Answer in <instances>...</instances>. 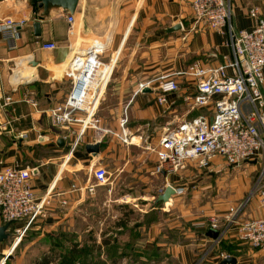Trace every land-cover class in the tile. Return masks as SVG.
I'll list each match as a JSON object with an SVG mask.
<instances>
[{
    "label": "crops",
    "instance_id": "0c3cea01",
    "mask_svg": "<svg viewBox=\"0 0 264 264\" xmlns=\"http://www.w3.org/2000/svg\"><path fill=\"white\" fill-rule=\"evenodd\" d=\"M229 3L230 23L236 30L254 26L256 19L249 14L252 8L264 18V0H229ZM33 12V8L24 0H0V18L10 16L28 19L19 29L15 48H9L0 32V169L4 166H36L37 171L31 180L32 187L37 196L49 192L50 198L44 213L30 226L24 237L16 238L14 242V230L21 228L22 223H12L8 235L12 239L7 240V237L0 242V264H42V258L46 255L49 259L46 264H54L59 258L57 252L63 249V245H51L47 236L78 235L75 229L70 228L76 215V206L86 205L90 196L97 195L96 199H99L105 188L111 191L112 186H105L107 180L99 184L93 175L96 165L106 169L108 158L113 162L116 183L124 180L122 177L130 172L142 169L146 174L149 173V182L145 184L143 193L135 195L131 191L122 196L135 200L132 205L145 208L150 206L149 209L138 208L142 213L153 210L156 214H161L148 225L137 227L141 229V240L132 250L139 254V258L133 260L128 257L124 264H166L165 259H147L152 249L156 252H151L152 255L164 253L172 264H218L221 259L209 249H212L214 241L210 228L204 237L197 234L195 226L191 227L190 224L183 230V226L178 225L180 223L170 224L169 218L162 216L166 212L164 203L154 207L156 196L165 188L167 175H159L160 182L150 178V175L159 178L153 172L156 154L153 151L149 155L146 151L138 152L136 146H140V143L157 146L165 129L172 128L183 120L198 115L212 119V105L192 107L191 97L196 91L195 84L190 77L180 72L192 62L203 65L222 63L223 56L231 54L227 29L217 30L204 22H197L191 0H79L73 13L74 33L70 36L67 35V11L52 9L49 16L41 22L38 37L34 35L33 23L37 19H34ZM74 35L77 40L83 41L78 45L80 49L86 48L95 39L105 42L100 54L101 61L105 64L110 61L115 64L118 61V65L112 78L114 85L111 84L110 90L113 96L108 98L107 94L105 103H102L107 111L102 116H97L99 123L110 133L99 141L98 154L92 155L86 151L85 144L98 142V137L94 130L88 128L80 137L78 148L65 168L59 161L68 151L80 123L75 121L66 127L54 126L50 121L49 110L62 102L69 91L68 79L67 85H60L59 79L66 78L60 66L70 51L68 45L73 46ZM60 38L64 39L69 51L59 47ZM46 41H54L58 48L43 49L41 44ZM45 51L48 52L47 55ZM32 60H36L37 65H31ZM15 62L16 67L4 82V69ZM41 69H44L42 78ZM164 75L175 78L179 89L167 95L165 104H159L156 101L159 94L157 84ZM110 80L111 77L105 90ZM139 83H148V86L139 92ZM262 91L264 93V83ZM28 98L35 100L36 105L27 102ZM103 99L104 96L101 100ZM77 115L81 116L79 113ZM124 117L126 122L122 126ZM123 131L128 137L139 139L140 143L122 142L119 136ZM59 138L64 140L62 145L57 143ZM90 185H94L92 192L87 189ZM176 195L168 205L171 201L175 203ZM252 199L245 211L239 214L237 221L230 224L219 238L232 247L233 254H226L236 258L235 264H264L257 262L264 256V251L252 248L239 239L238 225L242 220L264 215V207L259 205L257 196ZM237 203L231 202L228 208ZM191 221L187 223L194 224ZM117 229L119 231L121 227L117 226ZM125 232L129 238V231ZM207 243L210 244L204 250ZM64 246L70 247L67 241ZM215 246L220 249L219 244ZM102 248L104 247H101L100 259L105 258L103 264H112L104 256ZM50 253L57 254L53 258L49 256ZM4 254L8 255L4 258ZM81 261L77 259L74 264H81ZM87 264L102 263L92 261Z\"/></svg>",
    "mask_w": 264,
    "mask_h": 264
},
{
    "label": "built area",
    "instance_id": "2783aa9c",
    "mask_svg": "<svg viewBox=\"0 0 264 264\" xmlns=\"http://www.w3.org/2000/svg\"><path fill=\"white\" fill-rule=\"evenodd\" d=\"M191 7L197 22H204L217 30L227 29L231 54L224 55L223 62L217 65L192 62L180 72L190 77L195 84L192 107L212 105L213 117L208 120L198 115L183 120L172 128H166L157 146L147 143L145 147L153 151L157 158L153 172L167 174L188 166L209 168L223 162L232 167L246 161H259L260 168L252 184L251 197L256 195L259 205L264 207V18L252 8L249 14L256 19L254 26L236 30L230 23L229 0H191ZM38 13L34 10V19H37ZM65 18L68 23L67 35L70 36L74 33L75 17L68 12ZM27 21L25 17L0 18V32L9 48L16 47L19 29ZM68 46L72 48L70 44ZM104 46L105 42L95 39L86 48L80 49L82 57L77 60L76 56L64 73L70 81L65 99L49 110L50 121L54 126L66 127L75 121L80 123L74 140L64 154L65 164L72 158L80 137L88 128L95 131L97 141L110 133L95 116L104 90L102 84L94 83V77L105 65L100 59ZM41 47L55 50L58 44L46 41ZM147 86L148 83H139L138 91L142 92ZM157 88L159 94L156 101L165 104L167 95L178 91L179 84L175 78L164 75L159 78ZM26 101L36 105L35 100L28 98ZM125 122L126 117L122 119V126ZM119 138L125 144L133 142L124 131ZM35 171L37 167L32 165L4 166L0 169V223H22L21 228L14 230V238L24 236L27 229L44 213L49 202V192L39 197L32 187ZM106 174L105 167H94L93 175L99 184L106 181ZM93 188L94 185L87 187L90 192ZM243 208V202L228 208L225 227L220 236L230 224L237 221ZM210 227L220 230L217 217L211 218ZM238 231L240 241L264 251V215L242 220ZM228 256L225 252L218 255L221 260Z\"/></svg>",
    "mask_w": 264,
    "mask_h": 264
},
{
    "label": "rangeland",
    "instance_id": "374dc122",
    "mask_svg": "<svg viewBox=\"0 0 264 264\" xmlns=\"http://www.w3.org/2000/svg\"><path fill=\"white\" fill-rule=\"evenodd\" d=\"M82 42L83 41L80 39L77 40L75 36L73 45L75 43L79 45ZM58 44L61 49L69 51L66 48L63 38L59 39ZM47 53L48 52L45 51L46 55ZM117 65L118 61L114 64L110 80L111 82L108 84L105 93L103 94L104 101L101 100L99 106L96 109V117L100 115L102 116V113L107 111V109H105V105L102 106V103H105V96L107 94L109 95L108 98H112L113 96L110 90L112 78H114L115 76ZM15 67L16 62L15 64H9L8 68L4 69V82H6V77ZM43 71L44 69H41V78L44 76ZM59 80H61V86H64V84H68L67 78H61ZM132 141H136L137 144L140 143L139 139L136 138H133ZM136 148L138 152L146 151L148 155L153 153L151 150H148L143 143H140V146H136ZM60 163L61 165H65V168H67L66 164L63 163V158L59 161V164ZM106 164L108 173L106 174L107 184L105 186H112L111 191H109L108 188H105L101 191L99 199H96L97 195L94 197L90 196V199H88L86 205L82 207L76 206V215H74V220L70 228L75 229L78 232V235H71L72 237L69 238V241L74 240L80 244L87 243L89 245H97L101 243L102 238H115L117 241L116 244H118V250L116 252L118 254V264H120L121 262V264H124V262L128 260L129 255L123 256L122 252L124 251V249L122 248L124 244L129 243L130 239L128 238L126 232L124 233V231L120 234L117 233L119 232L117 231V226H120L118 225V223L123 219L127 221V226H133L135 223L141 221L145 213H142V211L138 208L144 209L145 206L141 207L132 205V202L136 201H132L131 198L124 197L122 195H124V193H130L131 191V193H134L135 195H138V193H143L144 188L146 187L145 184L149 182L147 178L149 177V173L146 174V172L142 169L136 172H130L126 176L122 177L125 178L124 180H119L116 183L117 177H115L116 173L113 169L114 167L112 160L108 158ZM259 166V161L255 163L242 162L239 165H234L232 167L225 165V163L223 162H220L217 165L210 166L209 168L196 169L195 167H190L189 169H179L175 172L167 173V178H165L164 181L165 186L167 184H171L172 182L173 184L171 185L178 189V193H175L174 195H178H176L174 204L172 203V201L169 205L166 202L164 203L166 212L162 216L165 218H169L168 222L170 224L180 223L178 225L180 227L183 226V230L187 229L189 224L191 225V227L195 226L196 233L202 235L203 237L205 236L207 229H211V218L215 216L218 218L221 227L219 231L220 234V232H222L225 227V218L228 215V206L231 204V202H243L244 208L242 212H244L248 206L249 201H253L252 198H256V195H253L251 197L252 183L258 174V170L260 168ZM156 175H158L159 178H156V176L154 175H150V178L153 177L155 180H158V182H160L159 179H161V177L159 175L161 174ZM108 182H110L111 184L109 185ZM246 186L247 188H245ZM154 192L155 191H153V193ZM173 196L171 198H173ZM154 198L155 196L153 197V199ZM146 207L147 208L145 209H149L150 206L147 205ZM248 209H251V207H248ZM160 215L161 214L158 215V213L156 214L154 212L153 217L157 218V216L160 217ZM190 220H192L191 222H194V224L187 223L190 222ZM29 228L27 229L25 234L29 231ZM136 228H134L133 230L137 235H135L134 238H131L133 245L139 244L141 240V229ZM171 230L172 229H170V232L174 233V231ZM220 237V235L214 237L213 246H211L212 249H209L215 255H219L221 252H225L228 254L227 250L224 249V251L221 248L222 243L219 239ZM16 238L17 236L13 239L12 242H14ZM10 239H12V236H9L7 240ZM209 244L210 243H207L204 250L208 248ZM216 244H219V250L217 246H215ZM49 256L54 258L55 254L50 253ZM104 256L107 257V254L105 253ZM153 256V259L151 258L148 260L156 261L165 259L167 262H165L166 264H172V261L164 253L154 254ZM203 257L205 258V256ZM107 259L110 261L108 257ZM101 260H105V258L102 257ZM260 261L262 263L264 262V256L257 260V262Z\"/></svg>",
    "mask_w": 264,
    "mask_h": 264
},
{
    "label": "trees",
    "instance_id": "16d2710c",
    "mask_svg": "<svg viewBox=\"0 0 264 264\" xmlns=\"http://www.w3.org/2000/svg\"><path fill=\"white\" fill-rule=\"evenodd\" d=\"M35 11H39L38 8L36 7H32ZM154 207L160 206V201L158 202H154ZM155 211L153 210H149L147 211L144 215L141 221L135 223L133 226H127L126 221L122 219L121 222L118 223V225H120L121 229L119 230V232H117L118 234L123 233V231L127 230L129 231V238L130 241L129 243L124 244L123 248L124 251L122 252L123 256L124 255H129V257L134 258V259H138L139 258V254H137L135 251L132 250V247L134 246L131 238H134L136 234V232H134V228L140 226V225H148L150 222L154 221L156 218L153 217ZM13 223V222H12ZM12 223L8 224V232L10 234V229ZM63 235V234H62ZM71 235H63L60 236L59 235H52L49 234L47 236L48 242L51 245H63V249H61L58 253V260L54 263V264H74L76 262L77 259H81V264H87L88 262H99L103 264V260L100 259V252H101V246H103V251L104 253L107 254V257L110 259L112 264H118L117 257L118 254L116 253L118 250V244L115 238H102V241L100 244L97 245H89L87 243L84 244H80L77 241L71 240L69 241V238H71ZM67 241V243L70 245L69 248H66L64 246L65 242ZM222 243V250H227L229 254H233L232 252V247L229 245H226L225 241H223L222 239L220 240ZM81 245V246H79ZM132 245V246H131ZM134 249V248H133ZM155 249H152L149 253H148V257L147 259H153L154 258V254L152 255V253H156L154 251ZM224 250V251H225ZM152 252V253H151ZM54 253V254H57ZM49 259L47 258V255L44 256L42 258V264H46L48 263Z\"/></svg>",
    "mask_w": 264,
    "mask_h": 264
},
{
    "label": "water",
    "instance_id": "95a60500",
    "mask_svg": "<svg viewBox=\"0 0 264 264\" xmlns=\"http://www.w3.org/2000/svg\"><path fill=\"white\" fill-rule=\"evenodd\" d=\"M26 3L31 7H36L39 9V13L37 16V20L33 23V29H34V35L39 36L41 33V22L44 21L50 14V11L52 9H62L69 13H74L78 4L79 0H24ZM36 60H32V65H37ZM144 91H147L145 89ZM57 143L59 145H62L64 143V140L62 138H59L57 140ZM85 149L87 152L91 153L92 155H97L100 150V142H94V143H87L85 144ZM176 193L175 188L171 184H167L164 188V190L159 193L156 198L155 202H162L165 203L168 200L171 199V197ZM210 234L214 237H217L219 235L218 230L211 229ZM9 235L8 232V223L0 224V242L5 240ZM8 254H4V258ZM236 258L234 256H228L224 259H222L219 264H235Z\"/></svg>",
    "mask_w": 264,
    "mask_h": 264
},
{
    "label": "bare ground",
    "instance_id": "6f19581e",
    "mask_svg": "<svg viewBox=\"0 0 264 264\" xmlns=\"http://www.w3.org/2000/svg\"><path fill=\"white\" fill-rule=\"evenodd\" d=\"M76 56H78L77 60H79V58L82 57V50H80V47L78 46V44L75 43L70 49L66 59L63 61V63L60 66V69L62 70L63 74L65 73L66 70L70 68ZM73 66L75 67L76 65H73ZM113 68H114V63H112V61H110L109 63H106L104 67L99 71V73L96 74V76L94 77V83L102 84V89L105 90L106 83H108L109 78L111 77L110 75L113 72ZM169 201L170 200H168L166 203H168ZM17 238L19 237L17 236Z\"/></svg>",
    "mask_w": 264,
    "mask_h": 264
}]
</instances>
